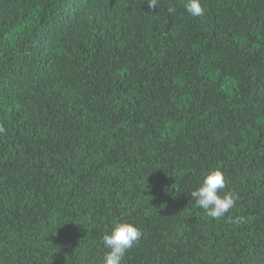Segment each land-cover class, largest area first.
I'll return each instance as SVG.
<instances>
[{
  "label": "trees",
  "instance_id": "1",
  "mask_svg": "<svg viewBox=\"0 0 264 264\" xmlns=\"http://www.w3.org/2000/svg\"><path fill=\"white\" fill-rule=\"evenodd\" d=\"M200 2L0 0V264H264V0Z\"/></svg>",
  "mask_w": 264,
  "mask_h": 264
},
{
  "label": "clouds",
  "instance_id": "2",
  "mask_svg": "<svg viewBox=\"0 0 264 264\" xmlns=\"http://www.w3.org/2000/svg\"><path fill=\"white\" fill-rule=\"evenodd\" d=\"M149 8H157L158 0H147ZM186 11L192 16H202L204 8L200 0H187ZM168 12L175 14L176 9L169 7ZM5 130L0 126V133ZM226 176L220 168L209 170L204 176L199 187L191 191L190 196L196 205L202 208L206 215L213 219H221L232 209L238 196L233 191L225 192ZM230 223L242 224L244 217H228ZM142 232L133 222L113 220L110 232L103 235V245L108 250L103 258L102 264H122L126 252L137 243Z\"/></svg>",
  "mask_w": 264,
  "mask_h": 264
}]
</instances>
